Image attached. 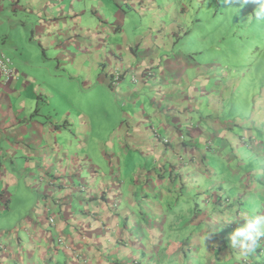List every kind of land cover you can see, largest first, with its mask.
<instances>
[{
	"label": "crops",
	"instance_id": "crops-1",
	"mask_svg": "<svg viewBox=\"0 0 264 264\" xmlns=\"http://www.w3.org/2000/svg\"><path fill=\"white\" fill-rule=\"evenodd\" d=\"M206 1L209 7L208 0H0V27L5 21L11 30L18 14L34 13L56 57L82 39L92 73L109 77L113 98L126 99L104 145L72 125L61 138V120L50 126L41 119L42 97L34 98L33 80L12 64L20 80H0V264H238L245 258L229 237L245 215L264 214L258 136L264 137V99L241 69L229 76L230 63L175 48L193 23L204 27L198 15ZM129 18L136 21L132 28ZM115 74L120 82L130 74L140 79L114 92ZM240 89L248 90L244 117L236 114ZM19 187L20 198L12 201ZM216 194L245 213L223 207ZM247 259L264 264L256 252Z\"/></svg>",
	"mask_w": 264,
	"mask_h": 264
},
{
	"label": "rangeland",
	"instance_id": "rangeland-1",
	"mask_svg": "<svg viewBox=\"0 0 264 264\" xmlns=\"http://www.w3.org/2000/svg\"><path fill=\"white\" fill-rule=\"evenodd\" d=\"M223 4H225L221 7L223 14L217 13L212 16L207 13L211 7L207 6L206 1L205 8L208 7V9L198 15L199 19H205L204 27L197 26V22L193 23L190 26L189 34L186 35L184 40L176 42L175 48L186 50L197 48L199 49L198 52L206 51L204 55H208L210 60L218 59L219 62L230 63L227 65V68L232 71L229 76H234V73H237L241 68V70L247 69L246 74L248 77V72L252 69L249 65L255 63V61H252L253 57L251 58V56L253 54L257 56L258 51L264 48V42H261L262 39L264 40V22L251 21L253 6L250 3L240 7L234 0L232 3L225 0ZM33 14H18L15 19L16 26L11 30L3 21L0 27V55L12 60V64H15L17 68L33 80L30 90L34 91V98H36V95L42 97L38 106V114L50 126H56L57 121L61 120V138L68 134V125H72L86 139H101L103 141L102 145H104L108 138L104 141L105 134L118 123V118L125 111L124 101L126 99L113 98L112 91L110 92L108 88L109 77L104 78L103 75L92 73L93 68L89 64L90 60L83 53L84 46L80 49L78 45V42L82 39H74V45L70 49H66L70 54L61 50L59 57L52 55L53 48H47L45 38L41 34L42 30L34 23ZM99 14L102 15V11H99ZM89 18V16L86 17V19ZM128 20L131 28L136 25L134 19L129 18ZM145 24L148 26L150 20L147 19ZM124 35H128V27L125 28ZM234 35L238 36L236 44H234L236 40L232 42L230 40ZM202 38L209 41L201 45L200 40ZM210 41L215 42L211 43ZM58 59H61V67L58 65ZM205 59L207 58L205 57ZM81 63H86L83 70L80 69ZM132 77L136 78L135 82L131 80ZM139 79L140 77L137 75H126L123 81L113 84L115 87L113 88L114 92L120 90V85L137 86ZM102 81L104 82L103 85ZM241 86L242 84L240 88ZM246 95V90L242 91L240 89L237 91V101L235 103L238 107L242 105ZM248 113L247 108L244 111L239 110L236 112L241 117L247 116ZM90 127L92 129H89ZM258 136L260 138V134ZM62 142L67 146L65 139ZM71 151L73 153L72 148ZM261 162L264 164V160H261ZM206 183V181H203L201 184ZM22 190L19 187V189L11 191L10 198L12 201L19 200ZM194 197L196 198L195 195ZM18 205L24 208L21 209V212L25 213L27 207L25 208L23 203H18ZM181 214L187 216L192 213ZM10 223L9 227H12L13 225ZM0 225H2V222H0ZM2 246V243H0V249H3ZM253 264H258V262Z\"/></svg>",
	"mask_w": 264,
	"mask_h": 264
},
{
	"label": "clouds",
	"instance_id": "clouds-1",
	"mask_svg": "<svg viewBox=\"0 0 264 264\" xmlns=\"http://www.w3.org/2000/svg\"><path fill=\"white\" fill-rule=\"evenodd\" d=\"M228 2L232 3L233 0H228ZM234 2L238 3L240 7H244L248 3L255 4L256 7L252 12L251 19H254L256 22H264V0H234ZM243 142H245L246 148H251L252 145L248 139L241 138V143L243 144ZM216 198L215 201H220L223 207L228 208L231 205L232 207H237V209H235L237 214L245 213L244 206H241L240 208L238 203H232L226 197L220 199L219 194H216ZM234 220L235 218L228 223H231ZM243 220V225L236 227L230 234V247L237 249L240 255L245 257L243 259L246 263L250 264L247 257L252 256L261 244L264 243V214H253L251 216L245 215Z\"/></svg>",
	"mask_w": 264,
	"mask_h": 264
},
{
	"label": "trees",
	"instance_id": "trees-1",
	"mask_svg": "<svg viewBox=\"0 0 264 264\" xmlns=\"http://www.w3.org/2000/svg\"><path fill=\"white\" fill-rule=\"evenodd\" d=\"M224 1L225 0H208V2H209V5H210V9L207 11V13L209 14V15H212V16H215L217 13H220V14H223V11H222V9H221V7L223 6V5H225V4H223L224 3ZM252 6H253V10H252V12L254 11V9H255V7H256V5L255 4H253V3H250ZM251 15H252V13H251ZM248 20H249V18H248ZM252 22H256L254 19H252L251 20ZM181 33V32H180ZM189 33V32H188ZM187 32H186V34H185V36L188 34ZM177 34V33H176ZM238 36L237 35H234L233 37H231L230 38V40H231V42L233 41V40H236V42L234 43V44H236L237 43V40H238V38H237ZM244 37H246V36H244ZM243 38V37H242ZM249 38V37H248ZM255 38V37H254ZM211 42V41H210ZM213 42H215V41H212L211 43H213ZM261 42H264V40L262 39L261 40ZM257 50H258V48H257ZM261 51V52H260ZM260 51H258L257 53H258V55L256 56V54H253L252 56H251V58L253 57V62L255 61V63H254V65H249L250 66V68H252L251 69V71H249L248 72V74L254 79V80H256L257 81V91H258V93H257V96H258V98H260V99H264V48H261L260 49ZM241 69V68H240ZM240 69L238 70V71H240ZM241 71H243L242 72V75H244V76H246V73H247V69H244V70H241ZM247 77V76H246ZM247 78H249V77H247ZM119 79H120V76H119ZM111 84H112V82H111ZM113 85V84H112ZM247 92H248V90H247ZM241 110H243L244 108H245V102H242V105L239 107ZM263 111H264V107H263ZM235 114V113H234ZM260 139L262 140V142L264 141L263 140V137L260 135ZM59 239V238H58ZM58 239H57V242H58ZM264 250V249H263ZM262 251V249H257L256 250V253H258V255L260 256V257H262V256H264V254L261 252ZM259 253H262V255H260ZM237 263L238 264H245L246 263V261L242 258L240 261H239V259L237 260Z\"/></svg>",
	"mask_w": 264,
	"mask_h": 264
},
{
	"label": "built area",
	"instance_id": "built-area-1",
	"mask_svg": "<svg viewBox=\"0 0 264 264\" xmlns=\"http://www.w3.org/2000/svg\"><path fill=\"white\" fill-rule=\"evenodd\" d=\"M14 67L12 65V62L9 58H7L4 55H0V80H2L3 83H7L10 79L14 78L16 80H20L18 76H14ZM119 74H115L112 78V84H115L119 81ZM133 82H135V78L132 77L131 79ZM164 142H167V139H164ZM48 225L50 227H53L55 225L54 219L51 217L47 221ZM58 242H61L60 239H58Z\"/></svg>",
	"mask_w": 264,
	"mask_h": 264
}]
</instances>
